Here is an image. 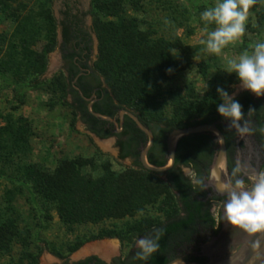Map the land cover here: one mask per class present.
<instances>
[{
	"label": "trees",
	"instance_id": "16d2710c",
	"mask_svg": "<svg viewBox=\"0 0 264 264\" xmlns=\"http://www.w3.org/2000/svg\"><path fill=\"white\" fill-rule=\"evenodd\" d=\"M25 7L18 0H0V17L15 25L13 37L16 42L8 41L7 52L10 62L8 69H16L15 73L19 72L21 59L28 60L35 72L42 68L43 62H38L31 55L30 48L40 39L44 30L48 42L41 51V61L46 59L56 43L50 11L41 6L38 13L29 11L22 15ZM90 8L93 31L98 42L97 57L91 71L97 82L103 79L106 85L103 102L95 104L92 111L111 118L121 109L132 111L154 137L152 149L147 155L148 162L154 166H163L166 163L167 134L175 129L211 124L218 116L221 117L217 106L222 100L216 89L201 99L193 97L192 90L185 98L177 91L170 90L167 95L172 115L165 118L162 112L166 104L162 100L163 83L172 82L190 68L187 57L193 48L184 45L176 36L171 39L154 38L152 32L143 30L138 18L128 14L129 10L135 13L141 11L139 0H90ZM60 28V48L67 52L64 58L69 61V73L75 75L78 70L73 60L84 51L89 53L91 35L84 29L82 21L69 13L65 14ZM5 42L7 35L0 34V43ZM176 54L181 58H176ZM18 55L21 56L20 60L16 58ZM201 70L205 75V67H201ZM71 81L69 76L64 77L61 83L66 95L72 96V104L66 105L74 110V114L91 134L101 139L108 138L110 132L105 128L107 122L88 112L82 98L72 89ZM220 88L226 90L225 86ZM82 91L87 96L84 88ZM235 100L242 105L244 116L250 108L254 109L249 116L257 123V133L260 137L264 136V131H261L264 129L263 101L254 104L247 92ZM28 132L25 122L0 127V159L26 154ZM122 135L125 139L118 143L121 150L119 159H132L135 170L117 174L111 170L108 162L97 166L92 160L72 159L62 160L51 172L33 164L17 165V172L24 179V184L31 183L33 190L42 199L55 206L60 223L68 230L75 225H94L105 220L131 218L160 199L159 211L164 214L163 220L143 218L128 224L123 232L104 231L91 239H125L124 236L128 235L126 239L130 240L135 236H152L154 230L163 228L165 235L160 241L159 251L147 262L134 259L133 256L128 264H166L175 257L177 248L198 233L199 227H215L210 207L198 200L201 197V186L193 185L180 172L181 166L192 164L195 173L202 176V170L192 160L204 157L210 163L213 149L206 145L210 138L205 135L181 138L177 144L173 167L165 173L157 174L146 171L139 163L138 146L140 143L145 144L147 138L127 117ZM226 145L229 150L228 140ZM88 168L95 172L99 169L102 173L94 177L84 172ZM205 169L208 171L207 167ZM162 176L167 180H161ZM8 209L0 213V256L9 253L12 244L22 239L18 228L19 216L8 215ZM83 243H75L70 252L76 251ZM27 245L25 242L24 246ZM24 257L36 264L37 259L31 254ZM92 259L76 264H89Z\"/></svg>",
	"mask_w": 264,
	"mask_h": 264
},
{
	"label": "rangeland",
	"instance_id": "374dc122",
	"mask_svg": "<svg viewBox=\"0 0 264 264\" xmlns=\"http://www.w3.org/2000/svg\"><path fill=\"white\" fill-rule=\"evenodd\" d=\"M141 11L135 13L129 10L130 16H135L141 22V28L153 33L154 38L171 39L178 37L184 45L193 48L187 61L190 68L180 73L172 82L163 83L166 102L162 112L165 118H170L172 108L168 104L167 92L177 91L184 98L192 90L193 97L201 99L213 89L226 87L231 96H235L243 89L235 73L224 71L226 60L236 58L245 49L256 42H264V0H260L250 9L246 33L225 46L218 54H211L203 50L202 40L207 39L208 31L216 26L205 25L200 19V13L207 7L213 6L216 0H139ZM24 4L22 15L29 11L38 13L40 7L48 9L52 16V26L55 33V46L44 61L41 51L48 39L44 30L40 39L33 45L31 55L43 62L39 71L29 66V61L16 58L20 63L19 72L8 69V41L16 42L13 37L15 25L0 17V34L7 35V42L0 43V127L7 124L16 125L25 122L29 128L28 151L24 155H17L0 159V213L8 209V215L19 216L18 228L22 239L12 244L9 253L0 256V264H33L25 258L31 254L36 264H60L66 259L78 261L90 256H98L108 262L112 257L124 256L135 246L140 236L128 240L119 238H101L92 240L104 231L114 230L123 232L128 224L134 221L150 218L161 221L164 218L159 211L160 199L144 210L138 211L131 218L121 220H105L98 224L75 225L68 230L60 223L55 206L47 203L36 191L31 183L24 184V179L17 172V167L33 164L49 172L53 171L62 160L85 159L92 160L99 166L108 162L111 170L117 174L128 170H135L130 160H119L114 138L99 141L92 137L74 114V110L66 105L72 104L70 96L65 93L63 84L64 74L60 71V23L69 13L82 21L84 29L93 40V56L90 61L93 66L97 57V38L93 31V18L90 14V0H18ZM165 20L171 23L165 24ZM19 49V48H18ZM176 58H181L177 54ZM10 66V65H9ZM201 67H205L203 75ZM30 68V70H29ZM102 82L106 87L103 79ZM263 108H264V96ZM18 165V166H17ZM94 177L102 173L101 170L85 169ZM164 181V178L161 177ZM84 243L74 252L70 248L77 242ZM27 242L28 245L24 246ZM107 246L106 256L82 251L95 245Z\"/></svg>",
	"mask_w": 264,
	"mask_h": 264
},
{
	"label": "clouds",
	"instance_id": "9594fccd",
	"mask_svg": "<svg viewBox=\"0 0 264 264\" xmlns=\"http://www.w3.org/2000/svg\"><path fill=\"white\" fill-rule=\"evenodd\" d=\"M260 0H216L213 6L207 7L200 13V19L205 25L215 24L216 27L208 31L207 39L202 40L203 50L211 54H218L222 49L246 33L250 9ZM171 23L165 20V24ZM225 72L235 73L243 89L264 96V42H256L245 49L236 58L226 60ZM169 72L172 69H168ZM217 92L222 102L217 106V112L230 121L229 129H235L240 136L249 134L252 130L245 119L242 105L234 96L223 88ZM254 109L250 108L249 113ZM243 121V124H241ZM264 131V129H261ZM217 157L218 168L223 169L224 151L219 150ZM188 174L193 185L205 186V178L198 176L194 171L182 169ZM251 181L246 184L244 177ZM209 179L216 182L221 193L226 194L222 211L224 220L234 228H238L254 235V247H259L264 239V170L248 173L247 166L237 161L228 179L221 180L216 169L210 172ZM210 210L215 213L216 207ZM165 235L163 228L154 230L152 236L145 235L138 238L135 247L138 251L134 259L147 262L160 249V241Z\"/></svg>",
	"mask_w": 264,
	"mask_h": 264
},
{
	"label": "flooded vegetation",
	"instance_id": "af4514ba",
	"mask_svg": "<svg viewBox=\"0 0 264 264\" xmlns=\"http://www.w3.org/2000/svg\"><path fill=\"white\" fill-rule=\"evenodd\" d=\"M60 35H61V41H60V45H61L62 44L61 28H60ZM66 53H67L66 51H63L60 48L61 64L59 66V69L66 78H69V76L72 78V81L70 83L72 86V89L75 92H77V94L82 98L83 102L86 105V108L88 107L89 104H92L91 109L93 108L95 104H101L105 96L106 87L104 86L102 79H100L99 82H97L95 80V77L92 75L91 65H90V61L93 56L92 37H91V48H90L89 53L84 51L80 54L79 57H75L73 60L78 70V72L75 75L69 73L70 64H69V61H66V59L64 58V55ZM75 88H78L79 90H76ZM82 88L86 90L87 96H84ZM245 92L249 93V96L251 97L254 104H258L259 100L263 101L262 96L257 97L255 94H253L252 92L248 90L240 92L239 94L235 95L234 98L240 97ZM69 96L72 100V96L71 95ZM249 115L250 113H247L245 116V119L248 121V126L252 131L249 134H245L244 136H240V134L237 133L234 128L229 129L230 121L225 119L222 116L221 117L218 116L217 119L211 123V124H216L217 128L224 135L225 140L229 141V150L227 149L229 176L237 162V158L241 159L240 162L244 165H246V159L249 158V161H248L249 164H251L252 167L257 166L259 168L258 171L263 170V167H264V136L260 137V135L257 133L258 131L257 123L254 121V119L250 118ZM112 118L115 119L118 122V124L117 126H115L114 124L107 122L105 128L109 130L110 136L106 139L114 138L115 146L117 149V155L119 158L121 150H120L118 143L120 140L125 139V136L122 135V133L124 130L126 116H124L123 118L122 125L119 124V111ZM241 124H243V121H241ZM83 126L85 127L84 124ZM91 135H94V134H91ZM121 135L122 137H120ZM202 135H205L206 137L210 138L208 141H206V145L211 146L213 149V153H214L215 148H216V143H215L214 138L210 134H202ZM106 139H102V140H106ZM238 140L239 142L237 143ZM143 145H144L143 143H140V145L138 146V150H140V148ZM151 149L152 147L150 148V150ZM126 159L130 160L131 164H133L132 159L130 158H126ZM192 161L193 163L197 165V167H199L202 170L201 177L205 178V181H206L209 171H206L205 167L209 168L210 163L208 164V161H206L204 157L196 158V159H193ZM185 168H187L188 172L190 173L194 171V167L192 166V164L188 166L180 167L181 174L185 178H188V174L182 171V169H185ZM248 169L249 168H247V170ZM162 178H164V181L167 180L165 176H162ZM244 179L246 181V184L249 185L247 179L246 178ZM200 195L201 197H198L199 201L207 204L209 207H211L212 205L216 207L215 213H213L210 210V212L213 214L215 218V227L214 229H207V228L202 229L201 227H199L198 233L194 235L189 242L183 243L181 247L175 250V253H174L175 257L173 259L182 258L187 261L204 263L206 259L199 256L200 246L208 242L217 233V231L220 228V210L222 208L223 201H225L224 198L218 197L215 193H213L211 188L207 187L206 185L203 187L201 186ZM142 237L143 236H141L140 238ZM137 251L138 249L135 246H132V248L128 250V252H126L124 256L112 257L108 262L104 261L102 258L98 256H90V257H87V258H84L78 261H70L69 259H66L60 264H65L66 262L68 264H76L80 261H83L89 258H94L89 262V264H121V263L128 264L132 260V257L135 255Z\"/></svg>",
	"mask_w": 264,
	"mask_h": 264
},
{
	"label": "water",
	"instance_id": "95a60500",
	"mask_svg": "<svg viewBox=\"0 0 264 264\" xmlns=\"http://www.w3.org/2000/svg\"><path fill=\"white\" fill-rule=\"evenodd\" d=\"M79 90L78 88H75ZM92 104H89L87 109L90 114L95 118L100 119L105 122H109L117 126L118 122L106 115L93 112ZM124 116L128 117L147 138L146 143L139 150L138 161L141 164L142 168L146 171L152 173H165L169 171L175 162V154L177 149V144L179 140L183 137L191 135H202L210 134L216 143V148L213 153L209 168H208V177L205 181V185L213 191L218 197L224 198L226 200V194L221 193L216 185L215 181L209 179L210 172L213 169H216L221 177V180H227L229 177L228 174V154H227V145L224 135L217 128L216 124H201L192 127H186L182 129L172 130L167 134L165 144H166V163L163 166H154L148 162L147 155L150 148L153 145L154 137L151 132L139 118L130 110L121 109L119 110V124L122 125ZM93 138L103 141L95 135H92ZM239 140L237 141V143ZM219 150L224 151L223 159V169L218 168L217 157L220 155ZM237 161L241 159L237 158ZM249 158L246 159V166L248 173L251 174L253 170L258 171L259 168L252 167L249 164ZM244 178L247 179L249 185L251 186V181L248 180L247 176ZM255 235V234H254ZM254 235L250 236L241 229L234 228L229 225L223 218L222 208L220 210V228L217 233L205 244L200 246L199 256L206 259L204 263H197L193 261H187L182 258H175L166 264H264V239L261 240L259 247H254Z\"/></svg>",
	"mask_w": 264,
	"mask_h": 264
},
{
	"label": "bare ground",
	"instance_id": "6f19581e",
	"mask_svg": "<svg viewBox=\"0 0 264 264\" xmlns=\"http://www.w3.org/2000/svg\"><path fill=\"white\" fill-rule=\"evenodd\" d=\"M108 251H109V249L107 246L98 244L95 246H90V247L85 248L82 251V254H88V253L94 252V253H97L99 255L106 256Z\"/></svg>",
	"mask_w": 264,
	"mask_h": 264
}]
</instances>
